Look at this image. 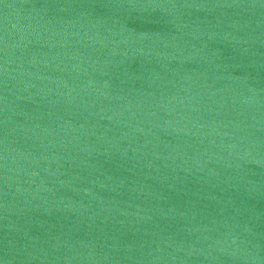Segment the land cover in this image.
Wrapping results in <instances>:
<instances>
[{
  "label": "water",
  "instance_id": "water-1",
  "mask_svg": "<svg viewBox=\"0 0 264 264\" xmlns=\"http://www.w3.org/2000/svg\"><path fill=\"white\" fill-rule=\"evenodd\" d=\"M0 264H264V0H0Z\"/></svg>",
  "mask_w": 264,
  "mask_h": 264
}]
</instances>
